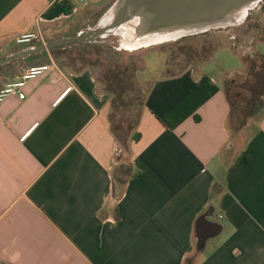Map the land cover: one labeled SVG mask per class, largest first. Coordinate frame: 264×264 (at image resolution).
I'll use <instances>...</instances> for the list:
<instances>
[{"label":"crops","instance_id":"1","mask_svg":"<svg viewBox=\"0 0 264 264\" xmlns=\"http://www.w3.org/2000/svg\"><path fill=\"white\" fill-rule=\"evenodd\" d=\"M81 14L0 0V89L55 60L7 57L19 36L59 35ZM59 68L0 103V264H264V117L250 135L230 128L227 74L194 67L153 84L130 145L134 175L115 194L108 95L91 71Z\"/></svg>","mask_w":264,"mask_h":264},{"label":"rangeland","instance_id":"2","mask_svg":"<svg viewBox=\"0 0 264 264\" xmlns=\"http://www.w3.org/2000/svg\"><path fill=\"white\" fill-rule=\"evenodd\" d=\"M113 1L110 0L106 3V0H88L86 4L78 7L75 13L82 12L79 22L74 26L71 22L64 25L65 32L72 26L75 30H82V35L86 34L95 27ZM54 31L55 29H52L50 33H43L44 44L36 40L23 47L12 46L5 55L13 58L12 60H20L21 54L29 51L31 47L36 48L68 39L64 31L59 35ZM96 40L92 45H71L60 49L57 51L58 59H54L60 67L75 73L83 70L91 71L98 92L108 95L110 100L109 117L114 116V124L125 129L123 132L120 131L119 138L116 139L118 151L116 152L115 168L120 171V181L126 182L131 168L129 152L130 145L134 142L132 141L134 131H126L130 121L128 112L122 113L112 109L113 96L110 90L115 92L122 90L123 100L129 102L132 98L143 96L146 89L156 81L179 75L194 67L217 75L224 72L227 74L224 82H229L231 80L229 74L242 69L243 65L239 58L245 60L246 66L249 67L253 60H260L259 56L264 55V2L253 10L239 26L214 30L141 50L129 51L121 48L120 36H109ZM110 45L113 46L112 50ZM228 49L238 56L233 55ZM4 58L2 57L0 60ZM33 62L29 64L33 65ZM241 78L240 76L236 77V80L240 81ZM232 92L242 91L237 87ZM230 95L232 100L237 99L235 94ZM241 98L244 99L245 96L242 95ZM143 111L144 107L142 113ZM233 122L238 121L234 119ZM247 125L243 131L250 135L253 129L247 128ZM123 187L124 185L121 189Z\"/></svg>","mask_w":264,"mask_h":264},{"label":"water","instance_id":"3","mask_svg":"<svg viewBox=\"0 0 264 264\" xmlns=\"http://www.w3.org/2000/svg\"><path fill=\"white\" fill-rule=\"evenodd\" d=\"M264 0H114L86 34L31 48L24 55L73 42L121 37V48L141 50L241 25ZM8 62V61H6ZM6 62L0 63V67ZM206 217L202 219L205 221ZM199 245L204 240L199 237Z\"/></svg>","mask_w":264,"mask_h":264},{"label":"trees","instance_id":"4","mask_svg":"<svg viewBox=\"0 0 264 264\" xmlns=\"http://www.w3.org/2000/svg\"><path fill=\"white\" fill-rule=\"evenodd\" d=\"M72 5H64L63 9L65 12H70ZM208 33V32H207ZM205 34V33H204ZM192 37V36H191ZM189 38V37H186ZM182 38V39H186ZM180 39V40H182ZM179 40V41H180ZM97 41V40H95ZM95 41L85 43V42H73L70 44H65L50 49L51 54L57 60V51L64 49L71 45H92ZM110 49L113 46L110 45ZM260 60H253L250 66H246L245 60H242V69L229 74L230 81L224 82V91L226 94L227 101L230 105V116H229V126L234 132H240L246 128V125L251 120H261L264 117V55L259 56ZM246 73V75H245ZM177 76V75H174ZM241 78L240 81L236 80V77ZM154 84V83H153ZM153 84L146 89L147 91L143 93V96L139 98H132L129 102L123 100V91L115 92L111 91L113 96L112 109L119 112H128L129 124L126 128L127 132L134 131L132 136V141L137 142L140 139V133L138 132L139 123L142 117V108L145 107L146 99L153 87ZM241 89L242 92L233 93L235 88ZM244 93V94H242ZM230 94H235L234 96L238 99L232 100ZM242 95L245 96L242 99ZM236 119L238 122H233ZM109 122L111 126L112 133L114 137L118 140L120 131L123 132L125 129L119 127L118 124H114V116L109 117ZM235 123V124H234ZM129 177H133L132 167L128 172ZM136 177V176H134ZM114 179V192L115 194H120L123 191L121 187L127 183V181H120V171L118 168H114L113 172Z\"/></svg>","mask_w":264,"mask_h":264},{"label":"built area","instance_id":"5","mask_svg":"<svg viewBox=\"0 0 264 264\" xmlns=\"http://www.w3.org/2000/svg\"><path fill=\"white\" fill-rule=\"evenodd\" d=\"M61 5H72V9L70 12L75 14L78 10V7L81 5L86 4L88 0H56ZM39 40L43 44L45 43L44 35L42 32H33V33H26L22 34L16 39V44L19 46L29 45L33 41ZM53 70H60L59 65L55 60H51L47 64H40V65H33L25 68L23 72L20 74L17 80L10 82L3 86L0 89V103H2L7 97L16 95L20 99L25 98L24 88L26 87L27 83L31 80H35L46 73L53 71ZM72 88L69 87L65 93L55 102L57 104L59 100L65 96ZM37 126L35 124L24 136L21 137V141H24L28 134ZM223 216H219L218 219H222Z\"/></svg>","mask_w":264,"mask_h":264}]
</instances>
